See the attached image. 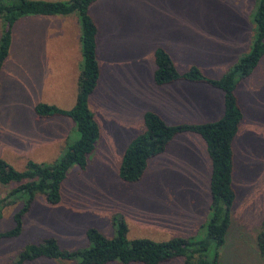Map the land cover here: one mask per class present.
I'll return each mask as SVG.
<instances>
[{
	"label": "rangeland",
	"instance_id": "obj_1",
	"mask_svg": "<svg viewBox=\"0 0 264 264\" xmlns=\"http://www.w3.org/2000/svg\"><path fill=\"white\" fill-rule=\"evenodd\" d=\"M257 3L97 0L89 8L98 26L101 70L89 108L100 137L87 169L69 171L60 202L49 204L37 197L21 234L0 240V264H14L25 246L47 238L68 251L88 246V229L113 238L120 219L128 240L203 238L210 215L211 164L199 136L175 137L164 153L149 160L136 183L119 179V165L128 143L144 130L147 111L160 114L169 125L208 123L223 116V94L215 88L182 80L156 86L154 52L165 50L179 73L196 66L218 79L250 51ZM79 37L76 15L22 17L13 28L0 72V159L16 170L28 161L51 165L78 139L70 119H40L34 107H73L82 60ZM235 93L243 119L233 144L236 196L220 264H264L257 248L264 227V58ZM12 187L0 185V198ZM20 207L15 203L3 210L0 233L13 228ZM24 264L73 263L41 258ZM164 264H183V259Z\"/></svg>",
	"mask_w": 264,
	"mask_h": 264
},
{
	"label": "trees",
	"instance_id": "obj_2",
	"mask_svg": "<svg viewBox=\"0 0 264 264\" xmlns=\"http://www.w3.org/2000/svg\"><path fill=\"white\" fill-rule=\"evenodd\" d=\"M96 1L0 0V72L9 55L13 27L19 19L27 16H78L82 59L73 107L64 110L45 103H38L34 107V113L40 119H70L76 125L78 139L51 165L28 161L25 168L19 171L0 159V185H13L0 198V220L5 208L15 203L21 204L12 218L13 228L0 233V240L12 239L21 234L23 219L37 197H44L49 204L59 203L62 183L69 171L74 167L85 171L89 165L88 157L94 152L100 137L98 124L89 108V98L101 77L98 26L89 14V8ZM257 4L253 17L256 36L250 51L218 79L208 77L196 66L179 73L165 50H155L153 82L156 86L182 80L215 88L223 94V116L214 122L169 125L159 114L147 111L143 115L144 130L128 143L119 165V179L128 184L136 183L143 178L149 160L162 154L175 137L187 133L199 136L206 145L211 164L210 215L203 238L177 237L164 242L128 240L126 224L120 219L117 234L113 238H106L97 230L88 229V246L75 251L61 249L55 238H47L40 244L25 246L14 264H24L41 258L71 261L73 264H164L175 259H183V264H220V251L225 245L236 196L233 187V144L243 119L235 91L238 83L251 76L264 58V0H258ZM257 248L259 256L264 260V227L257 236Z\"/></svg>",
	"mask_w": 264,
	"mask_h": 264
},
{
	"label": "crops",
	"instance_id": "obj_3",
	"mask_svg": "<svg viewBox=\"0 0 264 264\" xmlns=\"http://www.w3.org/2000/svg\"><path fill=\"white\" fill-rule=\"evenodd\" d=\"M52 1H61V0H52ZM50 17H54V16H50ZM58 17H62V16H58ZM66 17H68V16H66ZM70 17L75 18V15H71V16H69V18H70ZM63 18H64V17H63ZM14 26H15V25H14ZM13 28H14V27H13ZM12 39H13V31H12ZM11 43H12V42H11ZM77 88H78V85H77ZM76 95H77V94H76ZM45 104H46V103H45ZM51 105H52V104H51ZM155 113H156V112H155ZM157 114H158V113H157ZM159 115H160V114H159ZM160 116H161V115H160ZM161 117H162V116H161ZM162 118H163V117H162ZM163 120H164V118H163ZM164 121H165V120H164ZM173 140H174V139H173ZM173 140H172V141H173ZM172 141H171V142H172ZM171 142H170V143H171ZM169 145H170V144H169ZM169 145H168V146H169ZM166 148H167V147H166ZM163 153H164V152H163ZM208 207H209V206H208Z\"/></svg>",
	"mask_w": 264,
	"mask_h": 264
}]
</instances>
